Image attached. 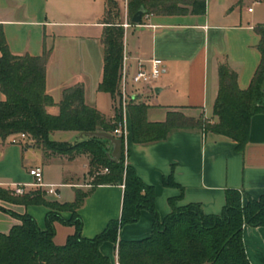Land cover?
<instances>
[{
    "label": "crops",
    "instance_id": "obj_1",
    "mask_svg": "<svg viewBox=\"0 0 264 264\" xmlns=\"http://www.w3.org/2000/svg\"><path fill=\"white\" fill-rule=\"evenodd\" d=\"M263 6L264 2L258 0H205L203 14L145 13L140 23L133 24L125 4L118 20L130 23L124 29L123 39L128 73L134 71L137 58L163 60V70L156 83L160 91L138 93L130 104L148 103L146 118L150 122L163 121L168 111H180L191 117L202 115L209 123L216 122L212 111L218 93L219 65L225 63L237 74L241 90L248 88L261 59L257 48L260 36L254 27L264 24ZM104 9L105 0H0V25L10 51L32 56L49 51L45 91L54 104L46 107L48 113H58L57 104L65 88L81 83L84 102L106 118L113 117L116 101L108 92L98 89L103 71L100 38ZM4 98L0 90V100ZM123 117L127 128L123 139L125 163L154 188L155 207L161 220L171 212L172 205L182 207L190 203L199 204L205 214H220L227 190L238 191L242 203L264 194V112L251 117L247 143L242 149L236 141L201 128L174 129L163 140L136 143L131 138L127 107ZM75 137L81 138L75 131L51 133V138L57 141L73 143L78 141ZM9 138H0V186H28L32 179L29 169L42 168L45 162L57 161L69 166L82 162L83 171H66L63 182L58 183L74 190L68 199L58 200L52 194L49 199L72 202L77 189L86 193L78 209L81 234L86 238L100 232L111 219L120 217L124 187L122 184L93 186L92 177L86 179L87 154L72 159L58 155L45 158L39 148L26 142L11 143ZM56 193L59 195V190ZM2 205L24 209L8 203ZM43 211L45 214V207ZM36 221L44 228V218L43 222L40 218ZM17 222L15 219L11 224ZM54 225V242L63 244L74 227L59 222ZM60 225L67 228L64 236L57 237ZM152 225L150 212L142 209L137 221L120 226L118 239L146 237ZM242 241L251 264H264V226L243 224ZM99 250L116 263L113 242H102Z\"/></svg>",
    "mask_w": 264,
    "mask_h": 264
},
{
    "label": "trees",
    "instance_id": "obj_2",
    "mask_svg": "<svg viewBox=\"0 0 264 264\" xmlns=\"http://www.w3.org/2000/svg\"><path fill=\"white\" fill-rule=\"evenodd\" d=\"M116 6L115 0H105L100 38L103 71L98 89L108 92L116 101L111 119L84 102L81 83L65 88L57 104L58 113H48L46 107L54 104L45 91L49 51L36 56L13 54L0 25V90L5 96L0 100V138L24 133L26 144L39 148L45 158L58 155L72 159L87 154L89 171L97 169L91 179L93 186L124 187L120 217L111 219L100 232L86 238L81 234L82 220L78 214L86 193L77 189L74 201L61 203L46 198L40 189L16 194L15 189L0 186V210L18 221L8 232H0V264H113L99 250L104 241L115 244L118 264H251L242 241V228L243 224L264 226V194L242 203L238 191L227 190L220 214H205L199 204L190 203L182 207L172 205L171 212L161 220L155 207L154 188L125 163L123 145L119 160L114 162L106 154L109 141L102 137L85 134L73 143L51 138V133L57 130L113 134L122 120L120 70L125 31ZM140 8L145 13L163 15L203 14L205 0H128L129 19ZM254 30L260 36L257 48L261 59L248 88L241 90L237 74L227 64L219 65L218 93L212 111L216 122L211 124L202 115L191 117L180 111H168L163 121L150 122L146 118L148 103H128L132 140L147 143L165 139L174 129L201 128L236 141L242 149L247 143L251 117L264 112V24L256 25ZM1 203L43 205L44 228L30 213H17ZM142 209L148 210L153 218L150 234L135 240L118 239L120 226L137 221ZM66 211L71 214L68 218L62 213ZM55 222L74 227L63 244L54 242Z\"/></svg>",
    "mask_w": 264,
    "mask_h": 264
},
{
    "label": "built area",
    "instance_id": "obj_3",
    "mask_svg": "<svg viewBox=\"0 0 264 264\" xmlns=\"http://www.w3.org/2000/svg\"><path fill=\"white\" fill-rule=\"evenodd\" d=\"M251 10L252 7H249L248 11ZM121 25L124 29H126L130 25V23L124 21L123 23H121ZM127 63L128 56L123 50L120 70V101L122 115L124 114L128 103H130V101L132 100H135L138 93L154 92L157 80L159 79L163 70V60L158 57H151L148 60L137 58L136 67L130 74L128 73ZM129 88H131L132 91H130ZM126 132V122L123 117L122 120L119 121L117 126L114 128L113 134L124 139ZM26 139L27 136L24 133H17L10 136V142L14 144L23 143V141ZM104 171H106V169H104ZM28 173L34 181L33 185L44 187L45 189H47L48 193L55 194V190L53 189L54 185L43 183V173L40 166L30 168ZM13 186H17L15 188V192H22L23 189L19 188L18 184H14ZM115 264H118V262L116 261Z\"/></svg>",
    "mask_w": 264,
    "mask_h": 264
},
{
    "label": "rangeland",
    "instance_id": "obj_4",
    "mask_svg": "<svg viewBox=\"0 0 264 264\" xmlns=\"http://www.w3.org/2000/svg\"><path fill=\"white\" fill-rule=\"evenodd\" d=\"M116 4H117V6H116L117 11L118 12L122 11L123 7L125 8V4H127V0H119V2ZM74 140H79V138L77 139V137H75ZM27 141H28V139L24 140L22 144H25V142H27ZM9 142H10V138H9ZM74 170L83 171L84 170L83 163L77 162L76 164H74L72 166H69L68 164H63V163L60 164L57 161L56 162H48V163L45 162L42 164V173H43L42 180H43V183L48 184L47 182H53L52 184H55L53 186V189L55 190V194L54 195L52 194V196L55 199H58V200L68 199L69 194L72 193V191H74L72 188L65 186V184H58L60 182H63L64 176H66V174H65L66 171L68 172V171H74ZM89 170H91L90 165L88 166V176L86 177V179H90V177H93V175L96 173L97 169L92 168L91 172ZM69 175L73 177V173H71ZM33 182H34L33 179H31L28 186L18 185V187L23 189V190L21 193L16 192V194H22L26 191L40 189V190L45 192L46 198L49 199V195H51V194L48 193L47 189H45L44 187H41V186L33 185ZM9 187L15 189L17 186H9ZM56 190H59V195H57ZM1 205H2V203H1ZM4 205H6V203H4ZM12 205H17V204H12ZM18 206H23L24 209H22V211H20V210H16V209L14 210L12 208H8L5 206L4 207L11 209L17 213L30 211V212H32L31 214H33L32 216L35 219L40 218V220L43 222V218L45 215L44 211H43V207H44L43 205L34 204L30 208H27V206H24V205H18ZM27 209H28V211H27ZM62 213H63L64 217H66V218L70 217V215H71L69 211L62 212ZM13 218L14 217L11 216L10 214H8L7 212L0 210V229L4 228V230H5L4 232H8L11 228L10 225H12L11 222H15V219H13ZM66 228L67 227H65L64 225H60L56 236L57 237L64 236L65 232H66L65 231ZM0 232H2V231H0Z\"/></svg>",
    "mask_w": 264,
    "mask_h": 264
},
{
    "label": "water",
    "instance_id": "obj_5",
    "mask_svg": "<svg viewBox=\"0 0 264 264\" xmlns=\"http://www.w3.org/2000/svg\"><path fill=\"white\" fill-rule=\"evenodd\" d=\"M146 10L144 8H140L137 10L130 18L131 23L138 24L141 22L142 16L145 14ZM155 93H158L160 89L156 87L154 89ZM91 135V136H97L102 137L104 139H107L109 142L106 145L108 148L107 156L111 161H118L119 157L121 155V149L123 145V139L117 136H114L112 133L108 132H86V133H80V136L84 135Z\"/></svg>",
    "mask_w": 264,
    "mask_h": 264
}]
</instances>
